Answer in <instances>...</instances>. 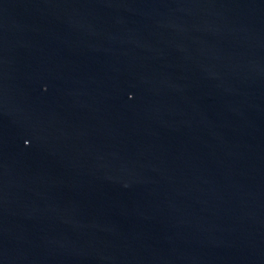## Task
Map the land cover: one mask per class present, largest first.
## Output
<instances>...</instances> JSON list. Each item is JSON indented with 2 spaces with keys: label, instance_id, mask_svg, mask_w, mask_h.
<instances>
[{
  "label": "water",
  "instance_id": "1",
  "mask_svg": "<svg viewBox=\"0 0 264 264\" xmlns=\"http://www.w3.org/2000/svg\"><path fill=\"white\" fill-rule=\"evenodd\" d=\"M0 264H264V0H0Z\"/></svg>",
  "mask_w": 264,
  "mask_h": 264
}]
</instances>
